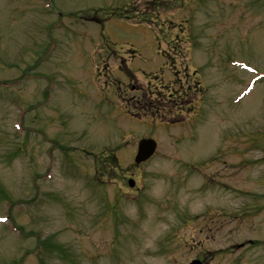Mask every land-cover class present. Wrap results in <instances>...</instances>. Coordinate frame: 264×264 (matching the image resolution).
Wrapping results in <instances>:
<instances>
[{
	"label": "rangeland",
	"instance_id": "rangeland-1",
	"mask_svg": "<svg viewBox=\"0 0 264 264\" xmlns=\"http://www.w3.org/2000/svg\"><path fill=\"white\" fill-rule=\"evenodd\" d=\"M46 1L0 0V264H264V78L244 99L239 70L264 73V0H54L63 20ZM128 7L158 24L80 18ZM152 95L183 124L141 118Z\"/></svg>",
	"mask_w": 264,
	"mask_h": 264
},
{
	"label": "water",
	"instance_id": "water-1",
	"mask_svg": "<svg viewBox=\"0 0 264 264\" xmlns=\"http://www.w3.org/2000/svg\"><path fill=\"white\" fill-rule=\"evenodd\" d=\"M154 148H155V143L152 144L150 141L148 143L147 141H142V143L140 144V151L137 156V160L141 161L149 157L154 151Z\"/></svg>",
	"mask_w": 264,
	"mask_h": 264
}]
</instances>
